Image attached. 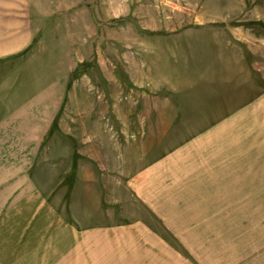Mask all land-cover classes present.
Wrapping results in <instances>:
<instances>
[{"label":"rangeland","instance_id":"374dc122","mask_svg":"<svg viewBox=\"0 0 264 264\" xmlns=\"http://www.w3.org/2000/svg\"><path fill=\"white\" fill-rule=\"evenodd\" d=\"M36 4L42 13V29L35 42L39 48L37 57L42 55L44 60L59 65L60 93H65L67 81L76 79L61 126L68 132L82 125L92 129L90 134L74 133L80 142L74 151L82 157L78 152L86 150L91 160L103 158V170L96 162L90 170L105 178L101 186L111 184L109 189H119V181L111 176L119 174L123 178L124 205H117L121 220L128 225L140 211L150 215L158 208L176 207L180 210L177 217L181 218L177 223L186 226L180 236L188 240L185 246L177 244L176 248L187 264H264V148L262 158L258 153V146L264 143L263 134L261 140L252 133L249 139L242 132L235 133L236 137L242 135L244 143L232 154L247 158L252 166L262 160V180L257 182L260 187L250 191V196L201 195L194 198L196 204H190L191 198L176 197L170 190L171 201L179 199L180 204L157 207L140 200L129 187L131 178L138 176L136 169L145 167L135 162L146 159V155L156 159L163 150L146 149V128L164 130L169 123L177 124L180 129L170 135V150L184 143L208 140L205 136L224 118L196 116L188 110L184 116H154L181 90L196 81L203 86L213 82L228 89L249 88L250 99L236 101V106L253 102L252 90L256 87L262 89L264 98V0H36ZM205 98H211V94ZM203 102L205 105L208 101ZM152 111L153 116H149ZM165 111L169 112L167 108ZM252 119L256 127L264 126V117ZM62 134L64 137L58 140L66 145L71 133ZM83 140H87L86 145ZM248 144L251 146L246 149ZM211 146L209 142L212 150L207 146L196 150L199 159L200 154L204 156L199 161L201 168L205 164L210 171L220 161ZM119 148L124 153L123 170L113 163L116 158L118 161ZM42 151L43 156L52 152ZM69 151L55 150L61 162L64 160V171ZM257 169L261 170L259 166ZM109 199L103 197L104 214L111 212ZM183 217L187 222L182 223ZM159 230L163 233V229ZM171 234L177 240L178 235Z\"/></svg>","mask_w":264,"mask_h":264},{"label":"crops","instance_id":"0c3cea01","mask_svg":"<svg viewBox=\"0 0 264 264\" xmlns=\"http://www.w3.org/2000/svg\"><path fill=\"white\" fill-rule=\"evenodd\" d=\"M41 17L36 0H0V264H187L176 248L177 244L188 243L180 236L186 226L177 223L181 222L178 208H158L155 216L140 211L131 217L133 222L125 224L117 209V205H124L123 178L119 174L111 176L119 181V189H109L111 184L101 186L104 177L90 170L95 162L103 170V158L91 160L86 150L78 152L82 157L76 156L74 148L80 142L74 133L90 134L92 129L82 125L68 132L61 126L76 79L67 81L65 93H60L59 65L44 60L42 55L37 57L35 42L42 29ZM54 67L56 70L51 71ZM181 92L164 102L154 116H184L188 110L196 116L224 118L205 136L208 140L200 141L201 145L189 142L170 150V135L180 129L177 124L167 122L169 127L164 130L146 128V149L155 151L157 147L166 153L162 150L156 159L146 155V159L135 162L145 167L134 172L138 176L131 178L130 192L157 207L180 204L179 199L171 201L170 190L176 197L191 198L190 204H196L194 198L201 195L250 196V191L260 187L257 182L262 180V160L252 166L247 158L233 155L232 150L241 149L244 143L236 132L246 134L247 139L254 134L262 140L263 134L264 139V126L251 123L252 117H264L262 89L252 90L253 102L240 106L235 105L239 100L250 99V90L245 86L228 89L196 81ZM210 94L211 98L206 99ZM203 101L208 102L203 105ZM63 132L71 133L66 145L58 140ZM86 137L92 140L90 135ZM208 141L220 159L212 171L205 164L201 168L199 161L204 156L200 154L199 159L196 152L200 146L208 147ZM59 148L71 150L66 157V171L64 160L61 162L62 157L55 152ZM258 148L262 158L264 143ZM43 149H51V155L43 156ZM118 154V161L116 158L113 163L123 170L122 148ZM199 170L200 174L210 175L197 177ZM249 181L254 184L245 183ZM103 197L110 198V214L101 210ZM183 219L182 223L187 222L186 217ZM171 232L179 236L177 240L171 238Z\"/></svg>","mask_w":264,"mask_h":264}]
</instances>
